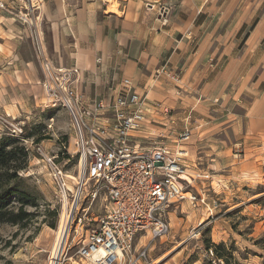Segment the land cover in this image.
Masks as SVG:
<instances>
[{"label": "rangeland", "instance_id": "obj_1", "mask_svg": "<svg viewBox=\"0 0 264 264\" xmlns=\"http://www.w3.org/2000/svg\"><path fill=\"white\" fill-rule=\"evenodd\" d=\"M101 1L67 0L69 14L85 2L91 11L97 7L98 17L114 18L117 29L118 20H126L122 51L153 55L157 67L152 72L160 79L153 87H165L177 100L172 105L152 102L139 92L145 120L133 131L135 138L146 140L142 145L173 146L183 130L189 131L180 141L188 151L184 197L163 209L169 225L165 233L137 234L142 236L135 239L136 253L144 251L152 264H226L214 254V244L224 243L229 264H264V134L243 136L254 96L248 88L264 76V0ZM55 3L0 0V139L24 145L27 164L16 182L35 195L34 204L24 206L25 220L0 222V264H52L63 210L70 219L57 264H89L79 258L77 241L96 226L108 204L104 189L93 199L88 196L94 180L84 179L81 185L77 125L64 96L71 98L81 124H106L113 118L108 105L123 79L130 78L120 76L115 93L82 102L75 86L80 68L58 63L47 51ZM134 21L139 25L132 27ZM126 30L137 33L127 35ZM69 38L73 47L79 42ZM78 39L95 49L104 43L96 35ZM39 45L52 72L44 66ZM259 87L264 88V80ZM55 168L64 177V188Z\"/></svg>", "mask_w": 264, "mask_h": 264}, {"label": "built area", "instance_id": "obj_2", "mask_svg": "<svg viewBox=\"0 0 264 264\" xmlns=\"http://www.w3.org/2000/svg\"><path fill=\"white\" fill-rule=\"evenodd\" d=\"M39 51L46 63L41 47ZM64 99L71 103L68 95ZM143 101L131 80L124 78L108 105L113 118L106 124H81L74 105H68L76 121L84 167L81 185L84 179L94 180L88 196L93 199L104 189L108 199L96 226L85 232L81 243L79 238L77 241L79 258L89 264H152L145 260L144 251L136 253L137 234L153 237L165 233L169 225L162 218L163 209L184 197L183 157L188 151L180 141L189 137V131L183 130L173 146L164 142L140 144L133 131L145 120ZM98 105L105 107L103 101ZM54 173L64 188L61 171L55 168Z\"/></svg>", "mask_w": 264, "mask_h": 264}, {"label": "crops", "instance_id": "obj_3", "mask_svg": "<svg viewBox=\"0 0 264 264\" xmlns=\"http://www.w3.org/2000/svg\"><path fill=\"white\" fill-rule=\"evenodd\" d=\"M102 2L105 1L102 0ZM84 4L86 3L84 2ZM84 4L73 7L70 15V4L67 0H56L55 7L50 9L52 18L47 36V51L53 60H57L60 64H76L80 68L75 82L78 98L82 102H87L93 98L97 99L101 95L115 93L120 86V76H127L137 91L146 93V97L150 101L177 104L176 98L169 96L167 91H163L165 87H153L154 84L159 85L160 82V79L155 78L152 72L157 67L155 66L157 59L152 61L153 55L144 50L139 52L132 48L126 52L122 51L120 45L121 25L126 20L119 19L120 29H117L115 28L117 21L114 18L112 19L106 13L98 17L95 5L94 10L91 11ZM101 8L103 7L101 6ZM146 23L144 21V27H146ZM135 24L139 25L137 21H134L132 27ZM125 32L127 35L137 33H129L127 30ZM71 35L79 41L74 47L69 45V41H72L69 38ZM91 35L104 39L100 49L83 46L78 39ZM24 61L27 62V60ZM151 64L154 65L153 68H151ZM247 79L249 80V78ZM262 80H264V76H259L256 83L248 88V92H254V96H251V105L247 107L245 112L247 130L244 131L243 136L250 134L249 132L261 136L264 134V88L259 87ZM154 107L158 108L157 106ZM154 114L159 116L157 112ZM138 140L139 142H146V140L142 141V137Z\"/></svg>", "mask_w": 264, "mask_h": 264}, {"label": "trees", "instance_id": "obj_4", "mask_svg": "<svg viewBox=\"0 0 264 264\" xmlns=\"http://www.w3.org/2000/svg\"><path fill=\"white\" fill-rule=\"evenodd\" d=\"M17 139L20 137L17 135ZM27 151L24 145L0 139V222L20 223L28 216L25 209L26 204H34L33 193L27 189L20 188L16 180L19 179V172L26 167ZM31 196V199H29ZM19 204L15 205V202ZM224 243L214 244V254L224 259L226 264L228 258L222 251Z\"/></svg>", "mask_w": 264, "mask_h": 264}, {"label": "bare ground", "instance_id": "obj_5", "mask_svg": "<svg viewBox=\"0 0 264 264\" xmlns=\"http://www.w3.org/2000/svg\"><path fill=\"white\" fill-rule=\"evenodd\" d=\"M37 39L40 40V36L39 35H37ZM40 43H41V40H40ZM44 66H45V68H46V70L48 72H52V70L54 68L53 65L49 62V60L47 58H46V63H44ZM65 101H66V99H65ZM69 104L71 105V103H67V105H69ZM67 176H69L72 179L74 178V176L71 175V174H69V173L67 174ZM78 192H79V190H78ZM61 212L62 213H61V217L59 219V223H58V227H57V232H56L57 233V235H56V241L54 243V247H53V250H52L53 251L52 252V258H54V260H52V264H57L58 256L60 254V251H61V249H62V247L64 245V242H65V239H66V236H67L68 222H69V219H70V216L68 214V211L63 210ZM66 222H67V225H65Z\"/></svg>", "mask_w": 264, "mask_h": 264}]
</instances>
